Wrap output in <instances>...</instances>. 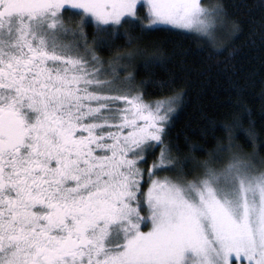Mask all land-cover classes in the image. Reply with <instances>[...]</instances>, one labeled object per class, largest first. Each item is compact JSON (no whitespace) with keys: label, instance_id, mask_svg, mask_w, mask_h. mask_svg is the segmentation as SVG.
Returning a JSON list of instances; mask_svg holds the SVG:
<instances>
[{"label":"snow or ice","instance_id":"snow-or-ice-1","mask_svg":"<svg viewBox=\"0 0 264 264\" xmlns=\"http://www.w3.org/2000/svg\"><path fill=\"white\" fill-rule=\"evenodd\" d=\"M145 20L214 44L228 13L210 0H0V264H264V168L235 128L192 175L166 144L181 95L146 101L125 75L134 52L97 55Z\"/></svg>","mask_w":264,"mask_h":264},{"label":"trees","instance_id":"trees-1","mask_svg":"<svg viewBox=\"0 0 264 264\" xmlns=\"http://www.w3.org/2000/svg\"><path fill=\"white\" fill-rule=\"evenodd\" d=\"M212 1L225 5L228 22L235 24L234 37L221 51L190 34L136 25L121 30L128 35L112 50L97 53L110 59L117 50L133 51L138 62L133 85L145 100L181 95L166 144L179 148L181 158L192 160V175L208 158L207 153L228 146L226 126L235 128L232 143L241 154L264 164V0ZM140 14L145 15L143 10ZM146 63L150 64L147 68ZM158 155L156 149L145 167Z\"/></svg>","mask_w":264,"mask_h":264},{"label":"rangeland","instance_id":"rangeland-1","mask_svg":"<svg viewBox=\"0 0 264 264\" xmlns=\"http://www.w3.org/2000/svg\"><path fill=\"white\" fill-rule=\"evenodd\" d=\"M204 2H209V0H204ZM210 2L214 3L212 0H210ZM144 11V10H143ZM144 14H145V11H144ZM147 20L144 21V24H142V26L146 29H154V28H166V29H171V30H174V31H179V32H183V33H186V34H190V33H187L185 31H182V30H179V29H174V28H170V27H167V26H153L151 28L147 27ZM87 32H90L88 33V37L89 35L91 34V37H93V29L90 27L87 29ZM92 32V33H91ZM235 28H233V25L230 24L229 22L225 25V27L220 30L218 33H217V36H216V40H215V43L214 44H210V43H206L208 44L210 47H212L214 50L216 51H221L224 49V47L231 41V39L234 37L235 35ZM192 35V34H190ZM91 41V40H89ZM129 52H133L131 50L127 51V52H121L119 51V53L121 55H127ZM101 57V59L105 60V61H108L109 59H105L101 54H97ZM117 54H115L113 57H115ZM137 60H136V54L134 55L131 63L129 64L128 66V70L127 72L125 73V75H128L129 73L131 74L133 80L135 78V71H136V67H137ZM134 88H136L138 91H140L137 87H135L134 85H132ZM147 101V100H146ZM177 110H178V107H177ZM176 110V112H177ZM176 112L172 115V117L176 114ZM254 161H258L257 159H254ZM255 165L256 168H264V164H262L263 162L262 161H258V162H253ZM168 173H162L161 175H167ZM147 230V229H145Z\"/></svg>","mask_w":264,"mask_h":264}]
</instances>
